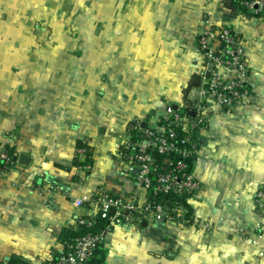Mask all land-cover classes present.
<instances>
[{
    "label": "crops",
    "instance_id": "1",
    "mask_svg": "<svg viewBox=\"0 0 264 264\" xmlns=\"http://www.w3.org/2000/svg\"><path fill=\"white\" fill-rule=\"evenodd\" d=\"M109 1L106 98L68 104L33 97L3 121L22 135L18 155L31 161L17 162L0 178V261L16 255L27 264H50L65 244L62 231L77 228L72 197L106 190L136 192L144 201L118 141L136 119L154 127L167 104L202 100L198 85L183 90L202 63L196 38L209 25L224 24L243 44L251 94L231 109L214 105L194 133L192 171L201 187L188 203L197 224L212 228L133 220L111 231L105 264H264V208L254 199L264 189V11L250 14L241 0ZM23 113L27 118L18 119ZM78 138L93 147L94 162L89 174L78 171L74 179L58 164L72 166Z\"/></svg>",
    "mask_w": 264,
    "mask_h": 264
},
{
    "label": "built area",
    "instance_id": "2",
    "mask_svg": "<svg viewBox=\"0 0 264 264\" xmlns=\"http://www.w3.org/2000/svg\"><path fill=\"white\" fill-rule=\"evenodd\" d=\"M240 4L253 15L264 11V0H241ZM196 48L204 59L198 71L202 100L183 113L178 107H168L154 127L134 122L118 144L126 170L136 187L145 190L144 201L136 192L126 196L106 190L72 197L70 205L78 211L77 227L93 228L99 220L106 223L98 231L70 237L50 264H92L96 248L106 243L115 227L132 224V217L137 222L186 220L188 210L179 199L185 197L188 202L200 189L192 171L195 130L206 124L214 105L231 109L248 103L251 94L243 44L229 26L206 28L197 36ZM4 149L0 148V162L9 161ZM2 171L0 166V177ZM254 199L258 208H264V189L257 190Z\"/></svg>",
    "mask_w": 264,
    "mask_h": 264
},
{
    "label": "rangeland",
    "instance_id": "3",
    "mask_svg": "<svg viewBox=\"0 0 264 264\" xmlns=\"http://www.w3.org/2000/svg\"><path fill=\"white\" fill-rule=\"evenodd\" d=\"M109 2L0 0V98L8 102V105L0 106V148L7 150L10 162L4 167L5 171L16 164L11 152L17 156L18 146L24 141L17 129H7L8 121L23 107V101L28 102L33 97L58 98L73 104L75 99L91 101L106 98L108 52L112 51V44L108 42L112 34V11L107 9ZM118 61L123 62L122 59ZM203 64L202 57L201 66ZM201 66L193 73L198 78V87ZM19 99L21 102H17ZM198 101L184 97L178 108L183 113ZM168 107L172 106L167 104L160 116ZM25 114L17 118H27ZM5 120L8 121L3 122ZM4 136L9 143H4ZM94 153L96 156L95 150ZM71 170L76 172L74 167ZM191 216L182 223L212 228L209 222L199 226Z\"/></svg>",
    "mask_w": 264,
    "mask_h": 264
},
{
    "label": "trees",
    "instance_id": "4",
    "mask_svg": "<svg viewBox=\"0 0 264 264\" xmlns=\"http://www.w3.org/2000/svg\"><path fill=\"white\" fill-rule=\"evenodd\" d=\"M198 84V78L195 77V75L192 76L190 83L183 89L184 90V94L187 92L188 87L190 85H196ZM75 148L76 150L78 149H83L82 153H76L73 161H72V166L74 167L76 172H73V178L77 179L78 175L77 172L78 171H83L85 174H89L90 173V168L94 162V156H93V147H91L89 144H87V142L84 139L78 138L75 142ZM11 152V151H10ZM12 158H14L15 160H17L18 156H16V154L14 155L12 152ZM10 162H4L1 161L0 162V166H7ZM13 163V161H12ZM58 167H61L63 169H65L66 171H70L71 167L69 165H61L58 164ZM179 201L186 207V209L188 210V212L186 213V218H189V213H190V205L189 203L186 201L185 197H182L181 199H179ZM105 220H99V222L93 227V228H89L86 229L83 226H78L77 228L74 229H64L62 231V235H61V242H68L70 237L74 236V235H80L83 234L85 232H87L88 230L91 231H98L99 229H101L102 227L105 226ZM106 253H107V248L104 246V244H100L95 252H94V256L93 259L91 261L92 264H105V257H106ZM0 264H27L24 261L21 260V258L19 256H11L9 258V260H1Z\"/></svg>",
    "mask_w": 264,
    "mask_h": 264
},
{
    "label": "water",
    "instance_id": "5",
    "mask_svg": "<svg viewBox=\"0 0 264 264\" xmlns=\"http://www.w3.org/2000/svg\"><path fill=\"white\" fill-rule=\"evenodd\" d=\"M173 108H176L177 106L175 104H173L172 106ZM31 161V157L27 154H24V153H20L18 155V158H17V162L23 166H28L29 163ZM134 220V217H132V221ZM141 226H145L146 225V221H141ZM8 258V257H7Z\"/></svg>",
    "mask_w": 264,
    "mask_h": 264
}]
</instances>
